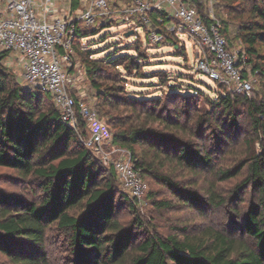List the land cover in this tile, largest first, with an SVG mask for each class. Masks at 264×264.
I'll list each match as a JSON object with an SVG mask.
<instances>
[{
	"label": "trees",
	"instance_id": "trees-1",
	"mask_svg": "<svg viewBox=\"0 0 264 264\" xmlns=\"http://www.w3.org/2000/svg\"><path fill=\"white\" fill-rule=\"evenodd\" d=\"M189 1L203 22L209 24L204 2ZM77 5V0H72L71 7L75 9ZM212 13L229 47V28H234V36L240 39L245 54L241 64L249 65L256 77L264 79V0H214ZM89 27L90 32L77 28L73 48L80 37L94 33L97 26ZM158 29L166 39H171L166 30ZM82 53L79 64L95 89L96 111L115 128L111 142L128 151L147 190L146 178L160 183L183 205L201 206L206 201L211 207L219 208L227 206L233 197L242 200L240 191L250 187L254 200L245 211L229 209L228 224L242 235L206 227L189 236L183 227L179 228L181 234L155 232L135 241L133 227H141L142 222L135 216L127 226L116 218V196H122L130 211L135 210V199L121 190L112 165L101 168V162L80 142L76 126L61 120L60 110L49 93L15 80L2 62L8 54L3 51L0 52V166L15 170L34 194L28 197L0 189V252L14 264H49L44 240L50 228L59 232L72 264H264V122L260 119L264 98L235 94L224 88L211 101L213 112L227 119L232 128H238L236 105L240 104L254 137L245 140L247 150L235 167L213 171L217 179L225 180L245 167V176L233 186L231 193L218 195L209 187L201 195L198 188L176 179L168 168L172 164L178 170L197 173L201 163L210 165L201 147L182 135L184 127L179 117L168 122L161 113L150 110L144 113L147 120L141 122L136 118L134 123L124 125L112 113L113 107L117 110L120 104L161 108L159 97L126 94L122 85L104 83L107 67L122 64L125 70L131 71L140 66L139 57L114 52L92 58L87 52ZM76 66L73 63L67 72ZM241 72L245 76L244 70ZM169 90L164 98L171 100L176 95L187 101L188 96L177 87L169 86ZM70 94L77 99L72 91ZM47 97L52 102L43 107ZM210 118L209 113L198 114L194 124L199 128ZM78 121L80 133L84 135V120L78 116ZM155 122L170 129L154 126ZM221 135L229 139L228 134ZM257 138H260L261 152L254 148ZM157 204L170 207V201L162 198Z\"/></svg>",
	"mask_w": 264,
	"mask_h": 264
},
{
	"label": "rangeland",
	"instance_id": "rangeland-1",
	"mask_svg": "<svg viewBox=\"0 0 264 264\" xmlns=\"http://www.w3.org/2000/svg\"><path fill=\"white\" fill-rule=\"evenodd\" d=\"M202 2H204L205 8L207 0H202ZM151 17L157 20L163 19L159 25L160 27H162L161 24L169 26L167 28L163 26L162 29L170 34L171 39H166L161 32V38L151 42L147 26H142L138 22L128 25L120 21H113L97 27L94 26L96 27L94 33L91 32L86 36L80 37L76 41L77 43L70 58L72 64L77 63V68L81 71V76L83 77L82 80H77L78 87L85 93L84 100L96 111L95 89L91 87L80 67L79 56L83 54V51L87 52L92 58L103 57L114 52V54L137 55L140 63L137 69L133 68L131 71H127L122 64L107 67L106 72L108 75H106L104 83L122 85L126 94L149 98L159 97L162 99L161 108L158 110L149 108L147 105L130 107L120 104L117 110L115 109L116 107H113L112 111L115 113H112L117 114L124 125L134 123L136 118L141 122L147 120L144 113L150 110L154 111V113H161L168 122H172L175 117H179L184 127L182 135L201 147V151L208 157L210 165L206 166L201 163L197 173L178 170L172 164L168 166L169 170L176 179H182L184 184H192V186L198 188L197 190L201 195L209 187H212L215 194L227 196L231 193L233 186L245 176V167L234 177L225 180L217 179L213 171L220 168L235 167L240 158L244 156L247 150V142L245 140L254 137L250 130L249 119L240 104L236 105L238 110V128H232L228 124L227 119L218 112H213L214 107L211 106V101L217 98L221 93L220 90L225 87L219 86L210 80L206 74L196 70L198 59L196 54L199 53L201 55L202 49L189 35L176 33L178 24L175 19L162 18V14L156 11L151 13ZM134 19L136 20V16H134ZM154 26L149 27L153 28ZM79 27L82 29L86 28V32H90L91 29L82 24ZM129 30L132 33L125 36V32ZM228 38L232 47L239 48L242 45L240 39L234 36L233 27L229 28ZM136 47L138 50H135ZM2 62L14 74L16 81L23 86L30 87L28 83L23 81L21 77L22 68L16 64V60L7 64V58L5 57ZM64 68L68 70L71 66L65 63ZM241 69L244 70L245 76L255 78L253 87L247 95L258 99L264 98V82L261 81L264 79L256 77L255 73L250 70L249 65L246 66L242 63ZM169 86L177 87L180 93L188 96L187 101H183L180 96L176 95L171 100L166 99L167 97L164 98L170 92ZM225 89L235 94H242V92L236 90ZM51 102L50 97H47L42 106L45 107ZM208 113L211 116L210 120L207 122L203 121L199 128L196 127L194 122L198 114L204 116L208 115ZM148 121L150 123V120ZM78 123L80 122L78 121L76 124L77 135L83 145L84 141L90 137L91 130L96 129L100 131L103 139V151L108 152L114 146H118L111 142V136L115 128L113 125H108L104 115L97 113V121L94 124L84 121V135L80 133L82 128L78 126ZM157 124L155 122L153 125L156 126ZM158 126L163 130L170 129V127H164L162 124H158ZM223 133L228 134L229 139H225L221 135ZM259 142L260 138H257L254 145L257 152L262 151ZM262 143L264 144V137L262 138ZM89 152L101 162L99 164L101 168L111 165L110 161L104 162L92 150L89 149ZM146 180L148 182V190L140 199H135L134 211L127 209V204L122 200V196H116L118 204L115 213L116 218L127 226L130 225L135 216L142 222L141 227H133L135 241L155 232L160 235L181 234L179 228L183 227H186L183 232L189 236L201 232L206 227L221 228L226 232L234 233L232 232L235 231L233 226L228 224L230 220L229 209L233 207L234 210L245 211L249 202L254 200V191L250 187H245L243 191H240L242 200H236L233 197L229 199L227 206L224 207L213 208L206 201H202L201 206L195 204L191 206L183 205L160 183L147 178ZM118 183L121 185L120 181ZM120 188L124 194L129 196L122 185ZM0 189L20 193L28 197H32L34 194V190H28L26 181L20 179L15 170L4 166H0ZM161 198L169 200L170 207L159 206L157 200ZM239 233L242 235L240 231H235L234 235ZM44 241L49 264H72L67 247L57 230L48 228ZM0 264L14 263L0 252Z\"/></svg>",
	"mask_w": 264,
	"mask_h": 264
},
{
	"label": "built area",
	"instance_id": "built-area-1",
	"mask_svg": "<svg viewBox=\"0 0 264 264\" xmlns=\"http://www.w3.org/2000/svg\"><path fill=\"white\" fill-rule=\"evenodd\" d=\"M0 0V52L12 54L22 68L21 77L31 88L50 94L60 110V118L72 127L78 116L87 123L97 121L96 111L83 98L70 94L74 78L64 68L72 66L73 42L76 30L83 26L120 21L128 25L138 22L147 26L150 41H157L162 33L158 28L163 19L151 17L153 11L177 21L176 33L189 35L202 49L196 54V70L225 88L247 94L255 78L243 76L241 62L244 51L230 46L219 31V23L212 13L214 0H207L210 23L205 24L189 0ZM136 16V20L134 19ZM162 17V18H164ZM155 25L153 28L149 27ZM164 27H169L163 25ZM61 50V51H59ZM6 58H8L6 56ZM12 62L7 61V64ZM264 122V109L260 113ZM84 145L97 153L104 162L110 161L124 190L140 199L147 190L145 181L135 169L128 151L114 146L103 151L100 131L91 130ZM115 155V156H114Z\"/></svg>",
	"mask_w": 264,
	"mask_h": 264
},
{
	"label": "crops",
	"instance_id": "crops-1",
	"mask_svg": "<svg viewBox=\"0 0 264 264\" xmlns=\"http://www.w3.org/2000/svg\"><path fill=\"white\" fill-rule=\"evenodd\" d=\"M7 61H13L15 59V57L12 54H9V56L7 55ZM70 75L74 78V86L70 89V91H72V93L77 97V98H83L85 96V93L83 90H81L78 87V83L77 80H82L83 77L81 76V71L77 68V66L74 68V70H72L71 72H69ZM84 100V98H83Z\"/></svg>",
	"mask_w": 264,
	"mask_h": 264
},
{
	"label": "water",
	"instance_id": "water-1",
	"mask_svg": "<svg viewBox=\"0 0 264 264\" xmlns=\"http://www.w3.org/2000/svg\"><path fill=\"white\" fill-rule=\"evenodd\" d=\"M131 33H132V31L129 30L128 32H125V36H128V35L131 34Z\"/></svg>",
	"mask_w": 264,
	"mask_h": 264
}]
</instances>
